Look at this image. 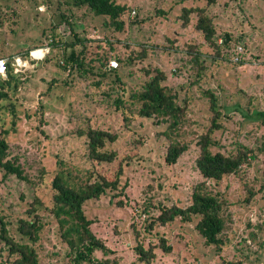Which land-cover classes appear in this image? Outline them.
<instances>
[{
	"label": "rangeland",
	"instance_id": "obj_1",
	"mask_svg": "<svg viewBox=\"0 0 264 264\" xmlns=\"http://www.w3.org/2000/svg\"><path fill=\"white\" fill-rule=\"evenodd\" d=\"M55 1L51 5L46 0L0 2V59L14 64V73L21 72L18 75L21 83L12 92L18 120L7 141L12 155L20 157L25 175L35 183L31 186L15 178L2 181L0 174L2 207L10 209L13 217L19 215L25 209L23 204H17L20 194L25 195L24 203H30L36 196L48 205L50 182L58 160L90 168L78 130H86L87 126L108 130L117 136L115 142L108 144L109 150L116 151L117 159L105 166V173L97 170L111 179L120 164L121 175L116 191H108L84 206L86 216L92 220V232L110 250L108 254L95 251L93 259L130 264L136 260L134 248L138 244L156 247L158 236L163 235L172 250L165 254L155 248L152 264H221L213 247L205 246L195 232L196 220L182 222L176 218L164 226L154 223L150 233L144 229L160 214L161 208L188 206L192 188L201 180L195 169L196 140L206 130L210 113L208 101L201 96L197 84L191 85L194 81H199L200 90L214 92L223 114L222 128L213 135L218 146L212 150L229 153L239 144L255 149L264 140V124L259 117L264 110V0H219L208 9L216 17V39L221 41L223 34H229L231 42L226 55L229 61L223 55H212L213 51L195 32L193 21L186 27L181 23L182 8L204 6V0H120L131 10L123 18L121 33L104 28V19L94 17L86 8L68 5L61 6L68 23H58ZM66 1L73 0H61ZM52 27L61 43L72 41L73 34L90 40L88 53H107L110 48L107 41L113 43L114 50L109 55L114 64L110 66H117L125 76L127 92H136L143 84L141 67H158L165 72V83L177 93L180 103L187 99L190 120L183 136L188 150L174 166L168 167L163 162L166 142L161 133L166 124L130 114L134 107L128 98L124 115L122 111L117 113L112 105L118 96L116 88L109 90L103 86L95 90L90 87V80L77 79L55 65L53 59L59 56L60 60L59 49L33 47L38 46L40 37L43 46L49 43ZM169 41H174L172 46ZM191 45L201 54L204 66L199 78L187 54V46ZM139 46L147 51L143 62L127 69L116 65L115 57L124 60L130 52H137ZM31 47L34 49L26 60L19 53ZM36 52L38 57L34 55ZM53 80L57 81L55 85ZM62 81H67L68 87ZM107 90L108 97L103 95ZM11 126L8 123L5 127ZM263 158L264 155H258L252 166L219 185L229 202L224 234L229 244L221 254L227 260L246 255L248 260L243 264H264V249L258 250L256 246L264 240V192L256 194L246 206L237 203L246 196L248 188L258 192L264 184ZM46 222L39 249L40 264H68L67 245L58 237L52 219ZM250 233L256 236L255 242Z\"/></svg>",
	"mask_w": 264,
	"mask_h": 264
},
{
	"label": "trees",
	"instance_id": "obj_2",
	"mask_svg": "<svg viewBox=\"0 0 264 264\" xmlns=\"http://www.w3.org/2000/svg\"><path fill=\"white\" fill-rule=\"evenodd\" d=\"M52 1L46 0L48 5H51ZM218 1L204 0V6L183 7L180 19L183 27L193 21L195 32L200 35L202 42L213 51L212 55L217 57L223 55V58L229 61L226 56L231 42L229 34H223L222 40L218 41L216 39V17L208 13V9L218 4ZM67 5L75 9L86 8L94 17L104 19L102 23L104 28L112 29L118 33L124 30V16L131 12L129 7L120 3V0H73L72 2L56 0L54 14L59 13L60 21L58 23L67 22L66 16L61 11V6ZM50 33L52 36L47 45L43 46L39 36L41 40L39 39L37 42L38 46L33 47L59 49L60 60L57 58L59 56L53 59L57 67L69 71V75H74L77 79L90 80L89 85L95 90H101L103 86H108L109 90L116 88L118 96L112 105L117 113L122 111L124 115V104L128 98L132 100L131 107H134L130 114L145 121L155 120V122L166 124V129L161 133L166 142L163 162L168 167L174 166L188 150V144L183 136L185 134L184 127L190 124V120H188L187 99H184L182 104L180 103L177 93L165 83L167 80L165 72L158 67H141L143 84L136 92H127L125 76L121 70L116 69L117 66L115 68L110 66L113 57L109 55V52L114 50L113 43L107 41L110 47L107 53L99 51L88 53L90 40L79 39L73 34L74 39L72 41L61 43L56 39L53 27ZM226 34L229 37L227 42ZM169 42L171 46L174 43V41ZM34 48L22 50L19 54L28 60L30 59L29 52ZM125 48H129L128 45H125ZM164 49L168 50V48ZM187 54L190 55V63L195 67L196 76L201 77L204 69L200 60L201 54L195 50L193 45L187 46ZM146 58V49L144 46H139L137 52H130L124 60L119 56L115 57V62L116 65L127 69L133 64L143 62ZM44 60L48 61L46 56ZM239 60L241 61V57ZM240 61L238 63H241ZM4 75L3 77V74H0L1 180L15 178L35 186V183L25 175L20 157L12 155L7 141L10 130L14 131L13 125L18 120L15 105L12 102V92L21 83L18 78V75L21 76V74L14 73V66L8 62ZM56 82L53 80L54 85ZM61 83L68 87L67 81ZM196 84L201 96L208 101L210 113L206 130L198 134L196 140L198 155L195 159V169L201 180L193 186L188 206L161 208L160 214L151 219L152 222L145 226L144 231L150 233L154 223L164 226L176 218L182 222L196 220L195 232L203 239L205 246L213 247L215 253L221 258V264H243L244 261L248 260L246 255L238 260H227L221 256L229 244L224 235L229 202H227L224 193L219 190V185L228 177L238 176L244 168L252 166L258 159V155H264V140L255 149L239 144L235 146L234 151L229 153L212 150L218 146L213 135L215 131H220L222 128L223 114L219 109L218 98L214 92L208 89L200 90L198 80L191 85ZM103 95L108 97L110 93L107 90V92H103ZM250 103L252 105V101L248 102V107L251 106ZM5 113H8V118L5 117ZM259 117L262 120L261 123L264 124V110L259 112ZM126 119L124 116L123 120ZM7 121L11 123V129L5 127L8 124ZM77 135L83 138L84 157L91 164L90 168H83L71 162L58 160L57 168L50 182L48 205L36 196L32 197L30 203H24L25 195L20 194V203L17 204H23L25 209L13 217L14 213L10 209L2 207V198L0 197V264H40L39 249L47 219H52L55 223L58 237L69 249L68 264H94L93 262L108 264V260L97 261L93 259L95 251L100 250L104 254H108L110 250L92 232L90 228L92 220L86 216L84 206L89 201L98 200L108 191H116L118 188V179L121 175L120 164L111 179L99 171H104L106 165L113 164L117 159L116 151L109 150L108 147L109 143L116 141L117 136L108 130L90 126H87L86 130H78ZM262 162L264 171V158ZM98 168L99 170H97ZM246 192V196L237 202L238 204L246 206L256 194H262L264 184L261 185L258 192L249 188ZM262 197L264 198V194ZM117 204L120 205L121 203L118 202ZM145 213H148L146 209ZM134 231L138 236L139 233L135 229ZM249 235L255 242L256 236L253 233ZM157 239L156 247L149 245L144 248L141 243L138 244L134 248L136 260L130 264H152L156 258L155 248L162 253L169 254L172 247L167 243L165 237L159 235ZM256 244L258 250L264 249V240Z\"/></svg>",
	"mask_w": 264,
	"mask_h": 264
},
{
	"label": "built area",
	"instance_id": "obj_3",
	"mask_svg": "<svg viewBox=\"0 0 264 264\" xmlns=\"http://www.w3.org/2000/svg\"><path fill=\"white\" fill-rule=\"evenodd\" d=\"M240 50H241V49L238 48V51H236V53L239 54V53H240V52H239ZM235 60H238V59L235 58ZM7 63H8V62H5V60H0V74H4V72H5V67L7 66ZM111 64H114V62H113V63L111 62L110 65H111ZM12 65L14 66V64H12ZM17 74H21V72H20V73L17 72Z\"/></svg>",
	"mask_w": 264,
	"mask_h": 264
},
{
	"label": "bare ground",
	"instance_id": "obj_4",
	"mask_svg": "<svg viewBox=\"0 0 264 264\" xmlns=\"http://www.w3.org/2000/svg\"><path fill=\"white\" fill-rule=\"evenodd\" d=\"M34 55H35L36 57H38V56H39V53H38V52H36V53H34Z\"/></svg>",
	"mask_w": 264,
	"mask_h": 264
},
{
	"label": "water",
	"instance_id": "obj_5",
	"mask_svg": "<svg viewBox=\"0 0 264 264\" xmlns=\"http://www.w3.org/2000/svg\"><path fill=\"white\" fill-rule=\"evenodd\" d=\"M228 41V38L226 39V42Z\"/></svg>",
	"mask_w": 264,
	"mask_h": 264
}]
</instances>
